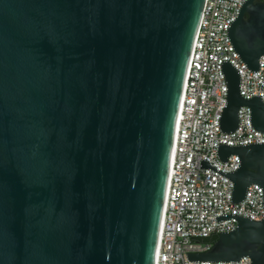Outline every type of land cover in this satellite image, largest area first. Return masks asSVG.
Returning <instances> with one entry per match:
<instances>
[{"label": "water", "instance_id": "water-1", "mask_svg": "<svg viewBox=\"0 0 264 264\" xmlns=\"http://www.w3.org/2000/svg\"><path fill=\"white\" fill-rule=\"evenodd\" d=\"M205 0H0V264H154L173 136ZM255 71L264 55V0H245L226 27ZM226 83L219 130L264 105ZM218 171L239 202L257 184L264 209V143L217 144ZM210 249L187 261L264 264V216L239 214Z\"/></svg>", "mask_w": 264, "mask_h": 264}, {"label": "built area", "instance_id": "built-area-1", "mask_svg": "<svg viewBox=\"0 0 264 264\" xmlns=\"http://www.w3.org/2000/svg\"><path fill=\"white\" fill-rule=\"evenodd\" d=\"M244 1H204L177 113L154 264H250L248 256L239 261H187L185 254L210 249L213 237L236 227L234 217L217 221L216 215L239 214L253 220L264 216L259 185H249L242 200L233 203V182L213 169L199 167L202 158L218 171L230 172L238 167L239 157L231 154L221 161L217 144L264 143V132L250 124L247 106L238 109L234 131L223 133L218 127L226 98L223 60L236 68L241 96L257 94L264 105V55L257 70L247 68L226 32Z\"/></svg>", "mask_w": 264, "mask_h": 264}, {"label": "trees", "instance_id": "trees-1", "mask_svg": "<svg viewBox=\"0 0 264 264\" xmlns=\"http://www.w3.org/2000/svg\"><path fill=\"white\" fill-rule=\"evenodd\" d=\"M216 238H217V237H213V238H212L213 242L216 240Z\"/></svg>", "mask_w": 264, "mask_h": 264}, {"label": "bare ground", "instance_id": "bare-ground-1", "mask_svg": "<svg viewBox=\"0 0 264 264\" xmlns=\"http://www.w3.org/2000/svg\"><path fill=\"white\" fill-rule=\"evenodd\" d=\"M172 149H173V147H172ZM173 151V150H172ZM171 155H172V153H171Z\"/></svg>", "mask_w": 264, "mask_h": 264}, {"label": "flooded vegetation", "instance_id": "flooded-vegetation-1", "mask_svg": "<svg viewBox=\"0 0 264 264\" xmlns=\"http://www.w3.org/2000/svg\"><path fill=\"white\" fill-rule=\"evenodd\" d=\"M259 1H261V0H259Z\"/></svg>", "mask_w": 264, "mask_h": 264}]
</instances>
